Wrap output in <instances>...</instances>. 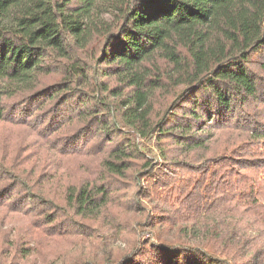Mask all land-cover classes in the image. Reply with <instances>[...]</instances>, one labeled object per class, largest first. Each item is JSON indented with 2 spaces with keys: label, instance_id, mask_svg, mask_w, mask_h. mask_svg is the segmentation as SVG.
Here are the masks:
<instances>
[{
  "label": "trees",
  "instance_id": "1",
  "mask_svg": "<svg viewBox=\"0 0 264 264\" xmlns=\"http://www.w3.org/2000/svg\"><path fill=\"white\" fill-rule=\"evenodd\" d=\"M114 19L83 28L93 6ZM0 264H264V0H0ZM157 227L197 232L201 262Z\"/></svg>",
  "mask_w": 264,
  "mask_h": 264
},
{
  "label": "rangeland",
  "instance_id": "2",
  "mask_svg": "<svg viewBox=\"0 0 264 264\" xmlns=\"http://www.w3.org/2000/svg\"><path fill=\"white\" fill-rule=\"evenodd\" d=\"M104 0H97L101 3ZM114 19V8L111 7L108 12H105L103 8L99 6H93L84 21L83 28L89 33H100L106 31L112 24ZM0 24L6 28H22L18 19V13L15 10L6 12L0 16ZM157 234L156 240L159 244L167 243L168 245H176V250L184 252L182 259L195 260L201 262L202 254L201 248L206 242L197 232L191 231L184 232L177 229L168 230L166 228L157 227L154 229Z\"/></svg>",
  "mask_w": 264,
  "mask_h": 264
}]
</instances>
